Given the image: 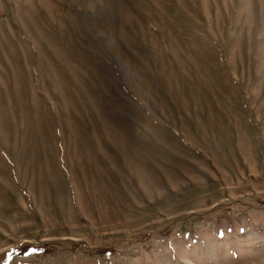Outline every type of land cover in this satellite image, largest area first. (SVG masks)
<instances>
[{
    "label": "rangeland",
    "instance_id": "obj_1",
    "mask_svg": "<svg viewBox=\"0 0 264 264\" xmlns=\"http://www.w3.org/2000/svg\"><path fill=\"white\" fill-rule=\"evenodd\" d=\"M0 264H264V0H0Z\"/></svg>",
    "mask_w": 264,
    "mask_h": 264
}]
</instances>
